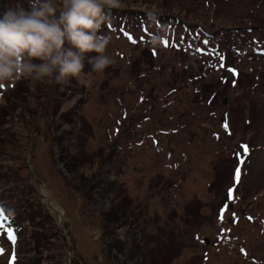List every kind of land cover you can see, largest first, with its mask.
Wrapping results in <instances>:
<instances>
[{
    "label": "rangeland",
    "instance_id": "374dc122",
    "mask_svg": "<svg viewBox=\"0 0 264 264\" xmlns=\"http://www.w3.org/2000/svg\"><path fill=\"white\" fill-rule=\"evenodd\" d=\"M134 1L163 23L100 30L113 61L103 72L88 53L67 83H0L29 92L6 100L0 154L14 163L0 172L62 232L46 226L37 260L72 264L68 246L78 264H264V0Z\"/></svg>",
    "mask_w": 264,
    "mask_h": 264
},
{
    "label": "clouds",
    "instance_id": "9594fccd",
    "mask_svg": "<svg viewBox=\"0 0 264 264\" xmlns=\"http://www.w3.org/2000/svg\"><path fill=\"white\" fill-rule=\"evenodd\" d=\"M121 0H14L0 10V83L23 77L67 83L87 63L103 72L113 61L99 30Z\"/></svg>",
    "mask_w": 264,
    "mask_h": 264
},
{
    "label": "trees",
    "instance_id": "16d2710c",
    "mask_svg": "<svg viewBox=\"0 0 264 264\" xmlns=\"http://www.w3.org/2000/svg\"><path fill=\"white\" fill-rule=\"evenodd\" d=\"M124 1L128 3L127 8L123 9L120 7L118 9H112L109 13V19L107 23L101 27L100 29L101 31L103 30L111 31L112 30L114 32H117L116 34L117 37H122L124 36L123 31L121 30V28H123L122 27L123 19H127V20L133 19L132 21H139V23L141 24L145 21L147 22L152 21L155 23L161 21V19L157 18L156 16L143 12L140 9H137L135 7L136 6L135 1L132 2V0H121V2H124ZM168 20H173V19L171 17H168ZM115 21H118V22H115ZM179 21L180 20H177L176 24L171 22L174 28L177 29L178 27H181V23ZM161 23H163V21H161ZM182 26L184 25L182 24ZM136 27H134L132 30L136 31ZM225 30L227 29L221 28V31H225ZM138 31L140 32V35H144V33H146V30L144 31L138 30ZM130 39H135L134 43L137 42V36L134 35V32H133L132 37H130ZM144 39H142V41ZM232 39H235V37H233ZM235 49L237 51L238 43H236ZM208 52L209 50L208 51L200 50V53H208ZM253 55L255 57L261 56L254 52H253ZM0 90H2L0 91V97H1L0 101L2 97L3 98L5 97L4 106L0 107V119H4V116L2 113L3 111L7 109L6 100L9 98L10 96L9 94L15 93L16 97L14 98L12 97V98L14 99V102H18L17 98H19V95L21 97H26L29 92L27 93L26 91L19 89L16 86V82L12 84L9 88H6L4 90L0 89ZM22 104H24V102ZM24 111L25 110L23 106V111L21 112V115L25 116L24 118H26ZM21 115H18L16 117L21 118L22 117ZM32 116H34L33 113H32ZM24 120H26V123H29V124H31L32 122V120L30 119H24ZM3 129H5V125L0 120V130H3ZM11 131H12V134L13 133L17 134L16 130H11ZM5 134L8 136L10 133L9 131H5ZM5 134L3 136H0V145H3V146H5V144L8 143L6 141L1 140V138L5 140V138L7 137ZM8 140H9V136H8ZM10 146H11V141L9 140L8 147ZM15 149L16 147L12 148V150H15ZM12 150L8 149L7 151H12ZM7 156L9 157L8 159L6 158ZM0 157H1L0 161H7V162L14 163L13 154H9L8 152H6V154L1 153ZM15 178H17L15 172L14 173L8 172L7 174L0 172V223L3 224V227L0 228V244L6 247L8 251L7 264H19V259H18L19 254L25 255V258L23 260L24 264H39L38 260L40 257H42L41 254L43 253L41 252V250H46L48 246V243L45 242L47 241L46 236L48 235V233L46 232L47 227L49 228L50 231H53V232L58 231V233H62V232L55 220V217L52 215V212L47 207L34 206L33 203L29 204L25 200L26 197L23 199L24 201L21 202V197H20L21 194H18L19 192H18L17 187H14L12 189L9 186L10 183H12L13 181L15 182ZM39 185L38 184L36 185L34 183V187L36 191H38V188H40ZM8 191L10 192L9 198H7V195H6ZM106 213L108 212H104L100 214V217L102 219H105V221H103L104 223L103 228H105V230H107L108 226H110V223H112L110 222L111 218L110 217L108 218L110 214H106ZM9 227L12 228L14 231L15 241L10 240L6 234L5 230ZM62 237L64 238L63 234H62ZM64 248H66V252L67 251L70 252L71 254L70 261L72 262V264H75V263L78 264V258L74 253H72L73 250H71V248L68 246ZM47 252L49 253L50 251H47ZM13 255L15 257L14 260L11 259ZM64 261H65V257H64Z\"/></svg>",
    "mask_w": 264,
    "mask_h": 264
},
{
    "label": "snow or ice",
    "instance_id": "6c2138e0",
    "mask_svg": "<svg viewBox=\"0 0 264 264\" xmlns=\"http://www.w3.org/2000/svg\"><path fill=\"white\" fill-rule=\"evenodd\" d=\"M233 71H234V70H233ZM242 147H244L245 151H247V146H242ZM235 172H236V177H237V179H238V177H239V175H240V169L237 168V169L235 170ZM229 192H231V190H229ZM2 227H3V224L0 223V228H2ZM5 231H6V234H7L8 238H9L10 240H12V241H15V234H14L13 229L9 227V228H7ZM2 251H3V250L0 249V252H2ZM11 259H12V260L15 259L14 255L12 256Z\"/></svg>",
    "mask_w": 264,
    "mask_h": 264
},
{
    "label": "water",
    "instance_id": "95a60500",
    "mask_svg": "<svg viewBox=\"0 0 264 264\" xmlns=\"http://www.w3.org/2000/svg\"><path fill=\"white\" fill-rule=\"evenodd\" d=\"M40 191H41V189H40Z\"/></svg>",
    "mask_w": 264,
    "mask_h": 264
}]
</instances>
